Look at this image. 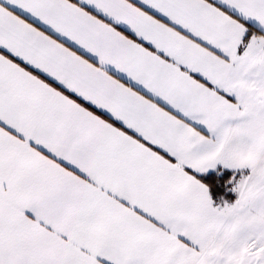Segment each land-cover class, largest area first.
Returning <instances> with one entry per match:
<instances>
[{"label": "snow or ice", "instance_id": "snow-or-ice-1", "mask_svg": "<svg viewBox=\"0 0 264 264\" xmlns=\"http://www.w3.org/2000/svg\"><path fill=\"white\" fill-rule=\"evenodd\" d=\"M0 264H264V0H0Z\"/></svg>", "mask_w": 264, "mask_h": 264}]
</instances>
